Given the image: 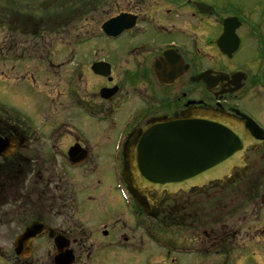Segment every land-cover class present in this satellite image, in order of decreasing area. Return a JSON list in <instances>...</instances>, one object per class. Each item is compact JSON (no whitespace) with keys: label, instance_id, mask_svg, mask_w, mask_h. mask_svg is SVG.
I'll use <instances>...</instances> for the list:
<instances>
[{"label":"flooded vegetation","instance_id":"1","mask_svg":"<svg viewBox=\"0 0 264 264\" xmlns=\"http://www.w3.org/2000/svg\"><path fill=\"white\" fill-rule=\"evenodd\" d=\"M71 8L72 47L58 50L68 59L55 64L56 50H14V35L2 40L7 63L47 57L56 82L49 87L25 65L0 91L9 101L0 106L1 260L264 264V140L228 175L188 191L141 193L122 177L149 129L199 111L250 120L264 136V0ZM109 168L121 174L114 189Z\"/></svg>","mask_w":264,"mask_h":264},{"label":"water","instance_id":"2","mask_svg":"<svg viewBox=\"0 0 264 264\" xmlns=\"http://www.w3.org/2000/svg\"><path fill=\"white\" fill-rule=\"evenodd\" d=\"M256 130L250 120L237 123L209 111L156 124L142 137L140 151L133 157L136 166L125 168L123 176L130 190L141 193L153 189L174 193L204 186L228 175L248 145L264 140Z\"/></svg>","mask_w":264,"mask_h":264},{"label":"rangeland","instance_id":"3","mask_svg":"<svg viewBox=\"0 0 264 264\" xmlns=\"http://www.w3.org/2000/svg\"><path fill=\"white\" fill-rule=\"evenodd\" d=\"M76 1L82 2L85 0H0V50H4L7 46L6 43L3 42L5 41V38L8 35H14L16 39L13 43V47H15L13 48L14 50H17L18 48L29 50L31 52L56 50V56L48 57L51 58L52 63L55 64L59 63L60 60L68 59V57H66L68 55L67 53H60L59 51H64L66 48L72 47L70 44L72 41L71 31L75 22H72L71 6H73ZM94 1L102 2L107 0ZM214 1L220 5L224 3V0ZM9 6L15 7V9H8ZM16 10L22 11L24 15L22 16L21 13ZM56 13L58 16L55 17ZM21 18H26V20L29 18V23H23L24 20ZM56 18L57 22H55ZM7 23H9L10 26H8ZM79 24L82 25V21L79 22ZM42 34L46 39H43L40 36ZM85 47L86 46H82V48ZM45 53L47 52L45 51ZM0 56H3V54L0 53ZM49 64L47 57H44V59L37 57L35 59L30 58L29 60H23L21 67H19L16 61L11 64L7 63L6 58L0 57V91L2 90V86L7 84L9 77L12 76L11 79L17 81L15 77L24 72L25 65H29L27 70L36 71V73L40 72L37 75H40L43 81H49L48 85L49 87H52L55 84L56 79L47 73V70H50V68H48ZM64 64L72 65L73 63L70 61ZM37 65H41L42 67L37 68ZM43 91H45V89H43ZM12 92L14 91L12 90ZM8 104L9 101H6V99H0V106L6 107ZM15 111L23 113L22 109L17 110L16 108ZM117 171V168H109L106 170L105 183L108 187H111V189L117 188L119 184V176L121 174L119 170L117 175ZM125 207L126 210H129L128 206ZM126 218H128L127 215ZM128 223H130V221ZM181 233L182 232L179 234ZM165 236H167V234H165ZM0 264H5L1 258Z\"/></svg>","mask_w":264,"mask_h":264}]
</instances>
